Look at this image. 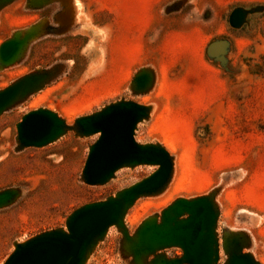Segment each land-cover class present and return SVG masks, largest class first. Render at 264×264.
I'll return each mask as SVG.
<instances>
[{"label":"rangeland","instance_id":"obj_1","mask_svg":"<svg viewBox=\"0 0 264 264\" xmlns=\"http://www.w3.org/2000/svg\"><path fill=\"white\" fill-rule=\"evenodd\" d=\"M235 8L250 13L229 26ZM39 27L20 59L0 68V90L19 78L55 70L41 90L0 115V193L16 192L0 208V264L16 244L65 229L76 209L104 201L150 176L154 166L123 168L101 186L81 180L97 136L68 130L42 148L18 149L16 125L46 109L67 126L105 106L131 101L149 109L134 139L163 147L173 174L159 194L139 198L124 226L132 235L160 218L177 199L214 195L219 262L226 233L246 238L244 253L264 264V0H11L0 5V44ZM226 41L222 60L207 46ZM148 70L151 88L132 91ZM122 235L112 227L87 264H131ZM167 259L180 258L171 248Z\"/></svg>","mask_w":264,"mask_h":264},{"label":"water","instance_id":"obj_2","mask_svg":"<svg viewBox=\"0 0 264 264\" xmlns=\"http://www.w3.org/2000/svg\"><path fill=\"white\" fill-rule=\"evenodd\" d=\"M11 0H0V5ZM235 8L228 23L239 29L249 14ZM39 27L14 34L0 44V68L17 62L27 46L39 34ZM226 41L207 46L206 54L222 60ZM55 70L25 75L0 90V115L30 95L41 90L55 75ZM148 70L138 72L132 80L135 94L147 92L153 84ZM149 109L131 101H119L100 111L75 120L69 127L56 113L38 109L24 115L16 125L18 149L45 147L68 130L83 137L97 136L89 147L81 180L88 186H101L123 168L154 166L147 178L124 189L104 201L84 205L72 212L65 221V229L52 230L16 244L3 264H87L94 248L115 227L122 235V250L131 257V264H218V209L214 195L193 199H177L156 217L145 220L132 235L124 226L127 211L142 197L161 193L173 174V161L160 145H141L134 139L139 123L146 120ZM16 197L12 190L0 193V208ZM221 249L226 256L223 264H259L243 252L246 238L241 233H226ZM178 248L180 258L167 259L161 252Z\"/></svg>","mask_w":264,"mask_h":264}]
</instances>
